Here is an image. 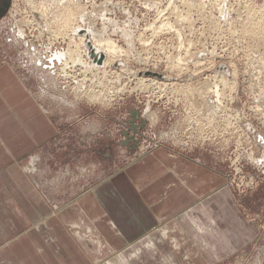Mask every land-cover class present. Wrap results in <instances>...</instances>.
<instances>
[{"label":"rangeland","instance_id":"obj_1","mask_svg":"<svg viewBox=\"0 0 264 264\" xmlns=\"http://www.w3.org/2000/svg\"><path fill=\"white\" fill-rule=\"evenodd\" d=\"M70 8L78 18L83 9L76 23L80 34L88 30L124 50L107 74L87 72L84 61L67 53L75 40L58 35L54 20ZM39 11L58 26L47 24ZM256 25L264 28V0H0V68L15 71L58 132L38 149L40 162L33 165L34 152L23 163L26 173L49 166L50 175L38 171L37 180L56 179L52 190L67 200L162 149L221 173L239 213L229 222V238L243 242L219 260H212L205 243L216 223L211 217L205 222L196 208L192 233L180 231L178 218L174 227L158 222L97 264H264V31L252 33ZM152 77L174 84L164 87L148 80ZM217 85L223 102L218 106L211 92ZM95 87L104 103L86 95ZM203 91L211 96L201 98ZM42 156L49 162H41ZM3 202L12 200L0 186ZM165 226L167 232H161ZM246 229L249 241L239 233Z\"/></svg>","mask_w":264,"mask_h":264},{"label":"crops","instance_id":"obj_2","mask_svg":"<svg viewBox=\"0 0 264 264\" xmlns=\"http://www.w3.org/2000/svg\"><path fill=\"white\" fill-rule=\"evenodd\" d=\"M45 113L28 97L15 71L0 68V186L12 200L0 205V264H97L126 250L158 222L174 227L178 218L184 225L178 223L180 231L192 233L197 209L205 222L211 217L216 223L205 235L212 260L243 242L229 238V222L239 213L222 174L162 149L134 161L88 194L78 190L67 200L57 199V190H52L57 180L41 184L36 176L38 171L50 175L49 166L33 167L30 174L23 170L34 152L39 159H31L33 165L40 162L43 153L38 149L58 133ZM44 161L49 158L42 156ZM45 184L49 190L41 187ZM248 232L239 233L249 241Z\"/></svg>","mask_w":264,"mask_h":264},{"label":"bare ground","instance_id":"obj_3","mask_svg":"<svg viewBox=\"0 0 264 264\" xmlns=\"http://www.w3.org/2000/svg\"><path fill=\"white\" fill-rule=\"evenodd\" d=\"M23 1V0H22ZM27 1V0H26ZM54 1V0H53ZM63 1V0H62ZM67 1V0H66ZM79 1V0H78ZM56 2V1H55ZM59 2H61V1H59ZM72 2V1H71ZM69 3H70V1H69ZM69 3H68V5H69ZM53 4V3H52ZM57 4V3H56ZM71 4V3H70ZM74 3H72V5H73ZM41 5V4H40ZM67 5V7H69ZM74 5H76V3L74 4ZM30 6V5H29ZM28 6V8H30ZM50 6H52L51 4H50ZM71 6V5H70ZM79 6V5H78ZM66 7V6H65ZM64 7V8H65ZM84 7V6H83ZM33 9H34V7H32ZM59 8V7H58ZM73 8V7H72ZM72 8H70V9H68V11H67V13L66 14H64L63 12L61 13V14H63V16H62V18L60 19V15L58 16V15H56V16H58L56 19H58L59 18V20H54V22H58L60 25H59V27H57V34L58 35H60V34H62L64 37H68V38H70L71 40H72V42L74 41V43L73 44H75L76 45V47H75V49L74 48H68V50H70L69 52H67L68 54H70V58L72 57V58H74V61L75 60H77V62L79 61V62H81V63H83V61H84V63L83 64H85V65H87V72H89V71H95V73H96V75L97 74H100V72H106V74H107V68H108V66L109 65H112L115 61H117L118 59H120L121 58V56L123 55V51L124 50H122V48L115 42V40L113 41L112 39H104V38H101V37H99V38H96V37H93V36H91L90 35V33H89V31L87 30L86 32L87 33H79L80 31H79V28L80 27H76V26H79V25H76V23H77V21H79V19H80V15H81V13L83 12L82 10L83 9H81V11H78L79 13H80V15H79V18L77 17V13H75L76 11L75 10H73ZM39 9H41V8H39ZM84 9H85V7H84ZM59 10V9H58ZM65 10H67V9H65ZM78 10V9H77ZM63 11H64V9H63ZM48 12V11H47ZM86 12V11H85ZM31 13V12H30ZM34 13V12H33ZM39 13H41L44 17V20H45V22L47 23V24H50V25H52V23H54V22H51V21H53V19L51 20V21H49L50 23H48L47 21V19H45V18H47V17H45V14H46V11H39ZM59 13V14H60ZM37 14V13H36ZM40 14V15H41ZM51 14V13H50ZM85 14V13H84ZM26 15V14H25ZM49 15V14H48ZM82 15H83V13H82ZM56 16H54V18L56 17ZM255 16V15H254ZM25 17V16H24ZM84 18V17H83ZM253 18V17H252ZM255 18V17H254ZM81 19H82V17H81ZM85 19V18H84ZM83 19V20H84ZM35 20V19H34ZM29 22H28V24L29 23H31L30 22V20H28ZM24 22H26L27 23V21L25 20ZM33 22V21H32ZM165 22V21H164ZM164 22H163V24H164ZM169 22V21H168ZM58 23H56V24H58ZM83 23V22H82ZM167 23V22H166ZM22 24V23H21ZM27 24V25H28ZM55 23H54V25L55 26H58V25H56ZM162 24V23H161ZM174 24L176 25V23L174 22ZM26 25V24H25ZM30 25V24H29ZM37 25V24H36ZM172 25V24H171ZM38 26V25H37ZM47 26V25H46ZM162 25H160V27H161ZM164 26V25H163ZM168 26V25H167ZM166 26V27H167ZM177 26V25H176ZM159 27V28H160ZM39 28H40V26H39ZM48 28V27H47ZM164 27H162V29H163ZM171 28H172V26H171ZM56 29V28H55ZM173 29V28H172ZM70 30H72V32L74 33V35H69L68 34V31H70ZM80 30H83V29H80ZM166 30V29H165ZM21 32L19 33V35H24V32L22 31V30H20ZM49 31V30H48ZM77 31V32H76ZM161 31V30H160ZM176 31V30H175ZM177 31H178V29H177ZM252 31V33H254V34H262V32L264 31V28H261V25H256L255 27H254V29L253 30H251ZM179 32V31H178ZM177 32V33H178ZM51 33V32H50ZM27 34V33H26ZM53 35V34H52ZM25 36V35H24ZM54 36V35H53ZM24 38V37H23ZM56 38V37H55ZM77 40V41H76ZM72 42H70V44L72 43ZM70 47H71V45H70ZM91 49H93V51H91ZM188 51V50H187ZM92 52H95L96 53V56H95V59H94V55H93V53ZM64 53V52H63ZM125 53H127V52H125ZM61 54V53H60ZM102 56V57H101ZM100 58L101 57V60H100V62L97 60V58ZM123 57H124V55H123ZM64 58V57H63ZM71 61V60H70ZM72 64V63H71ZM124 64V63H123ZM126 67V66H125ZM171 67V66H170ZM172 68V67H171ZM122 69V68H121ZM85 71V72H86ZM97 71V72H96ZM88 74V73H87ZM92 74H94V73H91V75ZM106 74L104 75V76H106ZM117 74V73H116ZM81 75V74H80ZM89 75H90V73H89ZM95 76V75H94ZM94 76H92V79L94 78ZM103 76V75H102ZM117 76V75H116ZM100 77V76H99ZM162 77V76H161ZM165 77L166 78H168V76H166L165 75ZM73 78V77H72ZM85 78V77H84ZM170 78V77H169ZM91 79V80H92ZM73 80V79H72ZM95 80V79H94ZM93 80V81H94ZM96 80H97V78H96ZM108 80V79H107ZM143 80H145V79H143ZM148 80H151V82H153V83H157V84H159V83H161L162 85H164V87L165 86H167V85H171L172 86V84H174V82H168L167 80L168 79H164V80H159L158 81V79H156V78H154V77H152V78H150V79H148ZM223 80L225 81V79L223 78ZM77 81V80H76ZM81 81V80H80ZM100 81V80H99ZM101 81H102V79H101ZM81 82H83V81H81ZM92 82V81H91ZM103 82V81H102ZM105 82V81H104ZM141 82V81H140ZM142 83V82H141ZM140 83V84H141ZM82 84V85H81ZM80 84V86H84L85 87V84L84 83H81ZM84 84V85H83ZM93 84V83H92ZM98 84V83H97ZM96 84V85H97ZM100 84V83H99ZM98 84V86L99 87H101L100 85ZM106 84V83H105ZM77 85V84H76ZM94 85V84H93ZM104 85V84H103ZM144 85V84H143ZM143 85H140V86H143ZM149 85V84H148ZM147 85V86H148ZM107 86V85H106ZM75 87V86H74ZM92 87V86H91ZM90 87V88H91ZM105 87V86H104ZM149 87V86H148ZM89 88V89H90ZM96 88V87H95ZM101 88H103V87H101ZM101 88H100V90H101ZM140 88V87H139ZM159 88V87H158ZM212 88V87H211ZM73 89V88H72ZM77 88H75V89H73L74 90V92H77V90H76ZM92 89V88H91ZM99 88H96V91L98 90ZM107 89H108V87H107ZM120 89V88H119ZM122 89V88H121ZM173 89V88H172ZM215 89V90H214ZM214 89H212L213 91H211V90H209V91H211L212 93H214V96L216 97V100L215 101H212L213 103L214 102H216V104L215 105H219L220 103H221V98H220V95H222V93L221 92H219V87H218V85L217 86H215L214 87ZM79 91H81V89H78ZM104 90H106V87H105V89ZM123 90V89H122ZM155 90V89H154ZM93 91L94 92H91V90H89V92H87V96L89 97V98H91V99H93V100H99V101H101L102 100V102H103V100H105V96H103V93H100L99 92V90H98V92H96L95 90H94V88H93ZM107 91V90H106ZM106 91H105V93H106ZM112 91V90H111ZM158 91V90H157ZM209 91H207V92H204L203 91V94L202 95H200V97L201 96H203L204 94H206V93H208ZM82 92H83V90H82ZM82 92H80V93H82ZM101 92H103V90L101 91ZM84 93V92H83ZM164 93V92H163ZM162 93V94H163ZM202 93V92H201ZM161 94V93H160ZM200 94V93H199ZM209 95H210V92L208 93ZM76 95V94H75ZM207 96V95H206ZM206 96H204L205 98H206ZM211 96V95H210ZM204 97H203V99H204ZM202 98V97H201ZM223 98V97H222ZM90 99V100H91ZM108 99V98H107ZM202 99V100H203ZM209 99V98H208ZM208 99H205V100H208ZM107 101V100H106ZM207 102H209V100L207 101ZM101 103V102H100ZM104 103V102H103ZM106 103V102H105ZM107 104H108V102H107ZM207 104V103H206ZM205 104V106L207 107V105ZM221 104H223V102L221 103ZM213 105V104H212ZM211 105V107L213 108V106ZM210 107V108H211ZM222 107V106H221ZM223 107H225V106H223ZM264 107V106H263ZM216 108V107H215ZM207 109V108H206ZM44 110V109H43ZM208 110V109H207ZM211 110V109H210ZM213 110V109H212ZM215 110H217V109H215ZM45 112H46V110H44ZM214 112V111H213ZM211 113H212V111H211ZM210 113V114H211ZM152 114V113H151ZM154 116V115H153ZM84 130H86V129H84ZM264 138V137H263ZM210 139V138H209ZM261 143H263V145H264V139H262V141H261Z\"/></svg>","mask_w":264,"mask_h":264},{"label":"water","instance_id":"obj_4","mask_svg":"<svg viewBox=\"0 0 264 264\" xmlns=\"http://www.w3.org/2000/svg\"><path fill=\"white\" fill-rule=\"evenodd\" d=\"M91 51H93V49H91ZM92 53H93V55H94L93 57H94V59H95L96 53H95V52H92ZM101 57H102V56H101ZM101 57H100V58H99V57L97 58V60H98L99 62H100V60H101ZM262 139H263V138H262ZM262 139H261V140H262Z\"/></svg>","mask_w":264,"mask_h":264}]
</instances>
